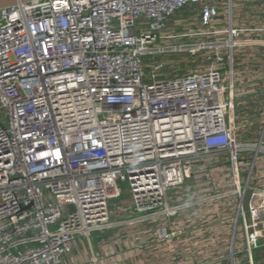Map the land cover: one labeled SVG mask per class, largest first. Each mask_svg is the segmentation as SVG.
Returning <instances> with one entry per match:
<instances>
[{"label": "built area", "instance_id": "1", "mask_svg": "<svg viewBox=\"0 0 264 264\" xmlns=\"http://www.w3.org/2000/svg\"><path fill=\"white\" fill-rule=\"evenodd\" d=\"M233 2L223 27L214 0L0 8V264H83L78 242L143 225L167 243L179 213L223 198L234 199L227 249L197 264H264V189L252 184L264 123L242 141L232 114L235 88L264 100V60L234 83L237 54L264 52V21L234 25ZM178 56L189 60L167 59ZM220 162L232 187L186 200V182ZM121 183L129 198L111 207Z\"/></svg>", "mask_w": 264, "mask_h": 264}, {"label": "crops", "instance_id": "2", "mask_svg": "<svg viewBox=\"0 0 264 264\" xmlns=\"http://www.w3.org/2000/svg\"><path fill=\"white\" fill-rule=\"evenodd\" d=\"M260 1L234 0V25L262 27L264 12L257 6L261 4ZM214 3L220 9L218 26H226V0H214ZM263 55L264 52L260 50L238 53L234 61V83H245L256 78L258 74L246 65L254 60H264ZM257 88L258 86L248 85L233 90L232 114L239 125L237 138L242 141H252L264 123V100H258L253 94ZM244 167L241 169L242 174L245 172ZM252 184L264 189V156L256 163ZM231 187L230 172L224 162H220L205 172H195L194 177L182 188V193L186 200H190ZM233 203V198H223L183 210L172 224L173 229H178L181 234L174 236L167 243L155 241L153 225L120 228L96 234L95 245L91 241L89 244L78 242L74 245L72 256L83 264H89L91 255L98 259V264H197L203 260L209 262L214 256L218 258L224 254L227 249L229 216L234 209Z\"/></svg>", "mask_w": 264, "mask_h": 264}, {"label": "rangeland", "instance_id": "3", "mask_svg": "<svg viewBox=\"0 0 264 264\" xmlns=\"http://www.w3.org/2000/svg\"><path fill=\"white\" fill-rule=\"evenodd\" d=\"M189 11H190V7H187L186 9H185V11H184V13H185V15L186 16H188L189 15ZM173 20H171V22H172ZM171 22H170V24H171ZM201 56L202 55H199V58L198 59H203V58H201ZM179 57H181V56H178V57H176V58H174V59H170V58H167L168 60H170V62H175V64H177V66H178V64H181V63H179L178 61L180 60V58ZM198 59L196 60V62L194 61V62H191L190 61V66L193 68V67H197V69H200V67L201 66H203V65H206L205 64V61H198ZM181 60H189L188 59V57H186V56H182L181 57ZM186 70H178L177 72H179V73H183V72H185ZM120 187H121V189H122V191H123V193H122V196H121V198L120 199H118V200H112L111 202H110V206L111 207H113V205L115 204V205H119L122 201H124V200H126L127 198H129V194H128V192H127V189H128V185H127V183H121L120 184ZM113 204V205H112ZM126 215V217H128V212H125V213H121V215L120 216H122L123 217V215ZM119 218V217H118ZM96 236V234H92L91 235V243L93 244V245H95V241H94V237Z\"/></svg>", "mask_w": 264, "mask_h": 264}, {"label": "water", "instance_id": "4", "mask_svg": "<svg viewBox=\"0 0 264 264\" xmlns=\"http://www.w3.org/2000/svg\"><path fill=\"white\" fill-rule=\"evenodd\" d=\"M28 0H0V8L14 6L19 2H25Z\"/></svg>", "mask_w": 264, "mask_h": 264}]
</instances>
